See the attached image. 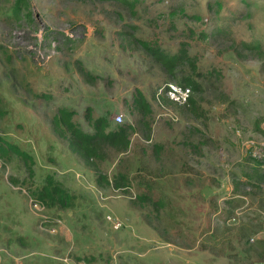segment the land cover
Wrapping results in <instances>:
<instances>
[{
	"label": "rangeland",
	"instance_id": "374dc122",
	"mask_svg": "<svg viewBox=\"0 0 264 264\" xmlns=\"http://www.w3.org/2000/svg\"><path fill=\"white\" fill-rule=\"evenodd\" d=\"M182 78L194 103L158 104ZM263 104L264 0H0V264H264ZM60 110L122 113L128 149L86 161Z\"/></svg>",
	"mask_w": 264,
	"mask_h": 264
},
{
	"label": "trees",
	"instance_id": "16d2710c",
	"mask_svg": "<svg viewBox=\"0 0 264 264\" xmlns=\"http://www.w3.org/2000/svg\"><path fill=\"white\" fill-rule=\"evenodd\" d=\"M15 12H17L16 9ZM184 56V51L182 53H179L178 55H173L170 58H167V55L162 52L158 53V59H160L162 64L166 68H168L171 76L174 73L175 66L180 60L184 58ZM181 80L183 82L180 81L179 83L184 86H188L191 91H197L199 89V84L194 79L182 78ZM165 101L166 103H169L168 100ZM192 103H194V100L192 99L191 95L188 105ZM133 104L135 107L139 108L141 111L144 112L149 108L148 102L145 100L141 93H136L133 99ZM54 121L56 122V118H54ZM58 121H62L66 125V129L70 130L73 144L86 161L90 160L92 157H97L100 154V148L102 143H108L109 145L118 148L121 152L126 151L130 145V138L128 136L129 126L122 123L116 124V127L113 130L106 132L105 130L108 127V121L106 117L102 116L93 120L94 133L92 134L83 133L82 131H79L78 129L74 128L73 123L71 121V114L68 111L60 110V116L58 118ZM2 149L3 148L0 146V151ZM10 149L20 156L24 153L16 146H11ZM100 177L101 176H98V183H101L102 180V182L107 183L104 178H102L101 180ZM47 181L48 182L41 188L40 192L38 193L37 198H39L42 203H45L48 200L52 205H66L70 198L69 194L65 190H63L59 183L53 181L52 178L49 177ZM125 182L126 177L117 174V176H115L112 180V187L115 189H121L124 186ZM139 198L143 200L146 199L147 196L139 195Z\"/></svg>",
	"mask_w": 264,
	"mask_h": 264
},
{
	"label": "built area",
	"instance_id": "2783aa9c",
	"mask_svg": "<svg viewBox=\"0 0 264 264\" xmlns=\"http://www.w3.org/2000/svg\"><path fill=\"white\" fill-rule=\"evenodd\" d=\"M192 95V91L188 86H184L180 83L169 81L164 83L156 92V101L163 106V100H168L177 106H186L189 103V99ZM264 113V104H263ZM114 124H121L123 121L122 113H117L112 118ZM37 207V204H34ZM107 219L112 224L114 229H118L121 226V222L117 218L107 216Z\"/></svg>",
	"mask_w": 264,
	"mask_h": 264
},
{
	"label": "crops",
	"instance_id": "0c3cea01",
	"mask_svg": "<svg viewBox=\"0 0 264 264\" xmlns=\"http://www.w3.org/2000/svg\"><path fill=\"white\" fill-rule=\"evenodd\" d=\"M262 111H263V108H262ZM97 186H98L99 188H101V187H100V184H98V183H97Z\"/></svg>",
	"mask_w": 264,
	"mask_h": 264
},
{
	"label": "clouds",
	"instance_id": "9594fccd",
	"mask_svg": "<svg viewBox=\"0 0 264 264\" xmlns=\"http://www.w3.org/2000/svg\"><path fill=\"white\" fill-rule=\"evenodd\" d=\"M262 107H263V105H262ZM264 114V113H263Z\"/></svg>",
	"mask_w": 264,
	"mask_h": 264
}]
</instances>
